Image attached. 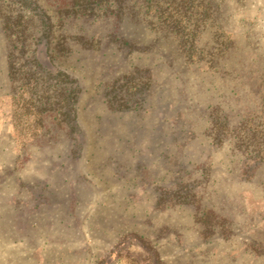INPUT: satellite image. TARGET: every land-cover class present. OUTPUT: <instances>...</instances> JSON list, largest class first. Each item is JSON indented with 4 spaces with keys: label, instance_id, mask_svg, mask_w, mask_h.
Segmentation results:
<instances>
[{
    "label": "rangeland",
    "instance_id": "374dc122",
    "mask_svg": "<svg viewBox=\"0 0 264 264\" xmlns=\"http://www.w3.org/2000/svg\"><path fill=\"white\" fill-rule=\"evenodd\" d=\"M34 1L50 49L0 0V264H264V0Z\"/></svg>",
    "mask_w": 264,
    "mask_h": 264
},
{
    "label": "trees",
    "instance_id": "16d2710c",
    "mask_svg": "<svg viewBox=\"0 0 264 264\" xmlns=\"http://www.w3.org/2000/svg\"><path fill=\"white\" fill-rule=\"evenodd\" d=\"M14 2H20L22 6L30 7L31 10H37L35 12V15L39 17L40 25H41V34L40 36L43 38H46L47 40V48L50 49V46H48L50 42V36L52 33V25L49 21L48 15L39 8V6L35 3L34 0H13ZM128 0H73V5L70 6L68 9H66V12H71L73 15L77 16H86L91 17L95 16L97 14V11H101L103 13L107 14H114L118 16L119 18H122L124 15H126L127 11H129V6L127 4ZM3 28L4 31L7 32V34L14 36V42H21L23 43L27 37H26V30L27 25L24 17L22 15L17 16H10L7 15L4 18L3 22ZM40 37V38H41ZM23 45V44H21ZM16 47V45H14ZM49 56L52 58V55L49 54ZM51 58L48 60V62L45 63H37V59L33 58L35 61L36 59V66L38 68H49V65L52 66ZM48 74V69L46 70ZM52 78L56 79L60 82H72V79H69V74L65 71L58 70L56 74H50ZM68 104L70 103L69 94L66 97Z\"/></svg>",
    "mask_w": 264,
    "mask_h": 264
}]
</instances>
